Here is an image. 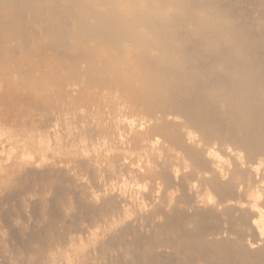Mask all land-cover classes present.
<instances>
[{"label":"bare ground","instance_id":"bare-ground-1","mask_svg":"<svg viewBox=\"0 0 264 264\" xmlns=\"http://www.w3.org/2000/svg\"><path fill=\"white\" fill-rule=\"evenodd\" d=\"M115 1L0 0V48L19 43L23 76L84 109L95 141L122 126L141 152L120 165L146 182L139 194L118 180L100 207L93 193L76 210L122 225L97 245L132 248V264H264V0H157L175 10L165 21L129 19Z\"/></svg>","mask_w":264,"mask_h":264},{"label":"rangeland","instance_id":"rangeland-1","mask_svg":"<svg viewBox=\"0 0 264 264\" xmlns=\"http://www.w3.org/2000/svg\"><path fill=\"white\" fill-rule=\"evenodd\" d=\"M147 1L116 0L112 7L124 17L143 15L151 21L168 20L175 12L164 6L160 9L157 0ZM94 9L103 12L106 6L98 3ZM158 12L166 18L156 16ZM35 32H30L28 44L32 47L36 44ZM13 45L14 53L0 48V264H78L85 253H91L92 259H86L84 264H132L133 256L128 254L132 248L123 252L125 258H117L112 246L97 245L122 225L84 222L76 205L96 203L94 206L100 207L105 184L117 186L122 179L127 182V194H139V185L146 182L120 169L123 163L139 165V148L130 146L126 140L130 134L122 126L119 131L112 130L110 138L95 141L91 125L75 118L85 110L74 115L69 103L58 99L55 86L42 89L34 83L39 79L37 74L35 81L28 73L24 77L19 69V43ZM132 50L134 47L129 49L131 53ZM46 99L56 108L39 106ZM97 114L93 113L91 122L98 119ZM123 116L118 115L122 121L135 120L126 113ZM142 158L141 155L142 161L147 160ZM70 160L82 170L80 177L66 170ZM93 160L98 163L95 165ZM93 193L100 198L94 204L88 198ZM77 236L83 241L72 243Z\"/></svg>","mask_w":264,"mask_h":264}]
</instances>
